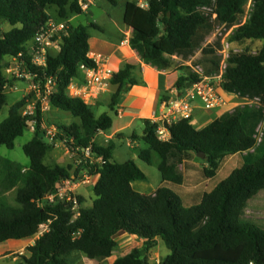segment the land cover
Listing matches in <instances>:
<instances>
[{
    "label": "trees",
    "instance_id": "1",
    "mask_svg": "<svg viewBox=\"0 0 264 264\" xmlns=\"http://www.w3.org/2000/svg\"><path fill=\"white\" fill-rule=\"evenodd\" d=\"M106 1L114 7L120 3ZM148 2L143 9L137 0H126L123 12L129 44L141 62L159 71L180 72L174 88L181 93L203 77L222 76L224 91L257 99L261 105H238L199 130L191 120L179 119L169 127V142L157 135L160 123L145 120L143 134L132 139L148 146L139 152L142 162L153 165L158 155L162 183L154 194H141L132 183L147 177L137 162L118 163L113 158L115 145L94 142L99 133L112 128L113 118L107 113L97 117L94 105L69 92L71 81L82 75L80 65L98 68L89 56V29L101 32L100 25L70 21L69 15L86 14L77 0H0V109L7 104L5 86H13L3 76L10 66L7 60L24 52L52 19L47 10L53 6L60 21L68 24L61 50L48 57L45 67L28 69L41 86L48 77L56 78L50 107L78 120L57 125L58 136L70 151L92 145L93 156L105 160L103 165L87 162L75 170V175L82 170L98 176L93 204L82 208L78 218L72 219L69 205L46 201L61 180L72 177L73 167L45 163L53 146L42 132L44 116L38 104L33 138L23 146L30 166L0 157V244L33 238L43 223L51 221L49 231L27 248L24 264H72L76 252L90 260L108 259L118 249L120 232L144 243L107 264H148L160 239L170 251L163 264H264V220L246 215L249 201L264 191V0ZM3 23L11 29L4 32ZM225 44L244 52L225 56ZM138 69L125 64L111 76V111L117 113L125 95L141 84L135 78ZM167 93L163 100L169 102ZM23 104L24 99L16 103L0 123V148L12 150L25 135L32 117L20 113ZM199 154L202 164L196 162ZM224 170L227 176L219 180ZM9 192H14L12 202Z\"/></svg>",
    "mask_w": 264,
    "mask_h": 264
},
{
    "label": "rangeland",
    "instance_id": "2",
    "mask_svg": "<svg viewBox=\"0 0 264 264\" xmlns=\"http://www.w3.org/2000/svg\"><path fill=\"white\" fill-rule=\"evenodd\" d=\"M138 2V0H137ZM126 3V0H120L119 5L116 7L111 6L106 0H97L96 3L90 8L88 13L84 15H69L70 21L76 25H79L81 22L86 24V22H95L100 25L102 31L97 30L95 28L89 29V33L91 37L99 38L101 40H108V41H115L117 39L119 29L124 28L123 26V12H124V5ZM48 13L51 15L52 20L60 21L58 10L55 7L48 8ZM205 13L209 14L211 17H214L209 10H203ZM67 22V21H66ZM11 29L10 26L5 25V23L2 24V30L4 32H7ZM128 29H123V38L125 36V32H127ZM220 31V30H219ZM124 42V40H123ZM93 44V51H96V45ZM231 51L234 52H244L242 47L233 46L230 47L228 44H225V56H228ZM10 66L7 68H11L12 72L7 73L6 70L3 72V76L12 83L13 87L12 89H9L5 91V94L7 95V104L3 107V109H0V123H2L5 119L9 117L11 108L24 99V104L20 110V113L25 116H34L37 114V106L38 104L41 107H45V111L42 110L44 121L43 124L48 129L49 128H55L58 132L57 125L61 124H69L71 122H76L78 120H75L70 113L62 112L57 109H53L49 105V100L44 99L41 92L36 91V89L33 87L32 83L27 81L26 79L19 78L17 76V73L19 71L18 65L15 61L12 59L7 60ZM103 94L101 95L99 99V104H92L94 105V110L96 112L97 117H100L101 115L107 113L109 114L113 120H114V128H116L117 124L119 123L118 115L111 111L108 107L109 99L103 98ZM248 106V105H245ZM47 108V109H46ZM121 122V121H120ZM28 130L26 131L25 135L22 137H19L16 141V144L12 150L7 149L6 147L0 148V157L12 160L14 162L22 164L24 167L30 166V160L29 158L24 154L23 152V146L25 144H28L32 138L33 134L35 132L36 126L29 125ZM134 129L137 131L139 135L143 133V126L142 123H137L136 126H134ZM134 130H130L126 132L124 135L125 137L122 139L115 138L111 141L113 145L116 146L113 152V158L118 163H125L130 160H134L137 162V164L141 167V169L145 172L144 174L147 177V180L145 182L136 181L133 185L135 186H141L144 187V189L152 188L156 190L159 188V186L162 183V178L160 175V171L158 169V164L160 163V158L158 155L154 156V163L153 165H148L144 162H142L141 159L138 157V153L140 149H146L147 145L141 140L136 145L131 146L129 145L130 139L128 138V133H132ZM112 132V131H110ZM48 142V139L45 138ZM49 143V142H48ZM100 143V142H98ZM48 152L47 156L45 158V163L49 167H55V166H68L70 165L73 167L72 170V176L73 177H80L84 174V172L81 170L78 174L75 175V170L81 165H84L85 163H81L79 165V161L82 159V156L78 154V152L75 150L74 152H71L67 144H55L52 145ZM202 158H197L196 162L202 164L203 161L200 160ZM225 176H227V173L224 171H221L218 179H223ZM93 185L87 186V188L81 187L79 192L84 197H81L82 199V208H87L92 206L94 196H93ZM140 191V190H139ZM146 194L147 192H141ZM7 197L10 199V201H13L14 198V192H9L7 194ZM246 215L249 217H258L261 220H264V191L259 192L256 197H254L251 201H249L248 204V211L246 212ZM134 244V243H133ZM141 247V245H139ZM170 254V251L166 248L165 243L163 240H159V244L151 251L148 259V264H163L165 258ZM116 257H119L118 251L115 253ZM76 256H81L79 253H75L72 256V261L74 264H82L80 262L79 258H76ZM89 260V264H104V263H97L93 262V260ZM110 263V262H105Z\"/></svg>",
    "mask_w": 264,
    "mask_h": 264
},
{
    "label": "crops",
    "instance_id": "3",
    "mask_svg": "<svg viewBox=\"0 0 264 264\" xmlns=\"http://www.w3.org/2000/svg\"><path fill=\"white\" fill-rule=\"evenodd\" d=\"M87 24V22H86ZM124 26V23H123ZM124 28H126L124 26ZM119 29V33L117 39L113 42L108 40H101L99 38L91 37L90 46L91 51L89 53L90 58H93L97 64L98 69L103 71H111V73L117 72L121 67L125 64H132L139 66V69L135 72V78L138 79L141 84L134 86L128 94L125 95L124 99L121 101V104L116 108L119 123L116 128H114V124L112 128L107 132L99 133L94 142L97 146L108 147L113 145L111 143L115 138L122 139L125 137V133L134 130L132 133H128V138L130 139L129 145L134 146L141 140H133V136H141L134 129V126L137 123H142L144 130V121L151 120L157 123H166L167 116L169 115V103L177 98L176 88H174L177 80L180 78V72H172L169 73L167 71H159L150 66H146L145 63L141 62L139 58L136 56L135 52L132 50L130 44H123V40H129L130 31L125 32V36L123 38V29ZM127 29V28H126ZM96 45L97 50L93 51V44ZM201 72V71H199ZM83 75V74H82ZM80 75V78H82ZM167 93L169 98L168 101H164V94ZM114 92V87L103 94V98L111 99V95ZM221 96H223L226 100V104L215 106L210 109H205L202 106V103H195V111H194V119L192 123L195 125L196 129H202L208 126L214 120L216 121L221 116L225 115L228 112H231L235 107L248 105L249 107H259L261 104L257 99H249L242 98L240 95L235 93H228L223 89L220 90ZM100 99V98H99ZM99 99L96 100L97 104H99ZM106 100V99H105ZM96 102L94 104H96ZM112 131V132H110ZM143 141V140H142ZM100 142V143H98ZM116 147V146H115ZM148 148V146H147ZM146 148V149H147ZM141 150V149H140ZM139 150V152H140ZM144 150V149H142ZM139 157V153H138ZM141 181V180H137ZM136 182V181H134ZM132 186L135 190L139 192H147V195L154 194L156 190L154 189H144L141 186ZM142 182V181H141ZM87 188V187H84ZM80 190V189H79ZM78 190V192H79ZM94 194V193H93ZM144 194V193H141ZM79 196L84 197L80 194ZM82 207V203H81ZM91 207V206H90ZM86 208V207H85ZM89 208V207H87ZM39 239V236L36 235L33 238L25 239V240H9L5 243L0 244V264H24L23 258L29 257V253L27 252V248L32 246L36 240ZM118 244V253L119 257L124 256L129 253L132 249L142 245L144 240L139 239L137 236L129 235L125 232H120L116 238ZM134 243V244H133ZM79 253V252H76ZM75 253H73L74 255ZM81 256H76L79 258L82 264H89L90 258H88L83 253H79ZM72 255V256H73ZM71 256V263L72 261ZM119 257L113 255L111 258H97L94 259L93 262L105 263L115 262Z\"/></svg>",
    "mask_w": 264,
    "mask_h": 264
},
{
    "label": "built area",
    "instance_id": "4",
    "mask_svg": "<svg viewBox=\"0 0 264 264\" xmlns=\"http://www.w3.org/2000/svg\"><path fill=\"white\" fill-rule=\"evenodd\" d=\"M83 13H88L90 8L96 3L97 0H77ZM138 6L143 9H147L149 6L148 0H138ZM252 6V1L249 4V10ZM68 24L66 21H56L50 19L44 26H42L34 39L27 43L24 52L20 53L16 58H12L18 65L19 71L17 76L19 78L26 79L31 82L36 91L41 92L43 98L49 100V97L57 92L56 78L48 77L44 82L43 86L40 83H35V75L31 74L28 67L34 66L36 68H43L46 66L48 57L54 55L61 50L62 35L66 31ZM129 40H125L123 44H128ZM27 58L29 64L23 59ZM82 78L78 77L71 81L69 86L70 95L73 98H81L86 104H94L102 94L107 93L111 89L110 78L113 76L111 71H103L98 68H88L85 65H80ZM7 73L12 72V69H6ZM222 76L215 77H203L196 84H190L186 87L184 92L176 90L177 98L169 103V115L167 116L166 123L168 128L163 122L157 128L158 137L169 142L171 135L169 127L172 126L179 119H188L193 121L195 103H202L205 109L217 107L226 104V100L220 94ZM13 86L6 85L5 91L12 89ZM49 103V102H48ZM41 109V107H40ZM47 109V108H46ZM45 111V107H42ZM41 110V111H42ZM32 119L28 121V126H36V119L31 116ZM44 137L48 139L49 144L55 145L58 143L67 144L66 141H62L58 136V132L55 128H47L44 124L41 125ZM28 130V129H27ZM68 145V144H67ZM69 146V145H68ZM92 145L87 148L77 149L82 159L81 163L90 162L95 165H103L105 160L103 157L95 158L92 154ZM98 181V176L85 171L80 177H71L63 179L57 185L56 190L47 196L49 203L62 202L70 207V211L73 214L72 219L75 220L81 214V202L78 190L81 187H87L90 185L95 186ZM51 221L43 223L40 226L39 233L37 234L40 238L41 235L47 233L50 229Z\"/></svg>",
    "mask_w": 264,
    "mask_h": 264
},
{
    "label": "water",
    "instance_id": "5",
    "mask_svg": "<svg viewBox=\"0 0 264 264\" xmlns=\"http://www.w3.org/2000/svg\"><path fill=\"white\" fill-rule=\"evenodd\" d=\"M85 25H87V24H85ZM190 86V84H188V86L187 87H189ZM165 125H166V127L168 128V126L169 125H167V123H165ZM198 157H200V158H203V154H199V156Z\"/></svg>",
    "mask_w": 264,
    "mask_h": 264
}]
</instances>
